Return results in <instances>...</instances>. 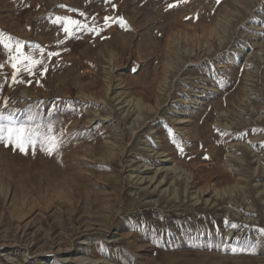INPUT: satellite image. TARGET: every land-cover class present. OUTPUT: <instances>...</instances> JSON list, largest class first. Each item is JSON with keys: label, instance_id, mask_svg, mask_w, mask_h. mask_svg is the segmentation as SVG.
Masks as SVG:
<instances>
[{"label": "rangeland", "instance_id": "obj_1", "mask_svg": "<svg viewBox=\"0 0 264 264\" xmlns=\"http://www.w3.org/2000/svg\"><path fill=\"white\" fill-rule=\"evenodd\" d=\"M0 40V125L58 141H0V264H264V0H0Z\"/></svg>", "mask_w": 264, "mask_h": 264}, {"label": "snow or ice", "instance_id": "obj_2", "mask_svg": "<svg viewBox=\"0 0 264 264\" xmlns=\"http://www.w3.org/2000/svg\"><path fill=\"white\" fill-rule=\"evenodd\" d=\"M217 4L220 3V0H216ZM174 4H169L168 7H174ZM65 21H67V24L75 26L76 28L80 27V24L76 20H71L70 18H64ZM66 32L69 31V28L66 26L64 29ZM0 42H3L0 40ZM4 48L8 49L9 45L4 44ZM18 50V49H17ZM49 55H55L54 53H49ZM20 57L23 58V60H28L29 63L23 65V68L25 71H30L32 68H34L37 64H42L43 61L41 60H32L29 56H25L22 52L20 53ZM12 60H17L18 58L13 56L11 58ZM2 66V65H0ZM12 67L14 69L17 68L16 63H12ZM5 119L2 113H0V120ZM11 119V118H9ZM42 137V138H41ZM0 141H8L11 143H14L15 147H18L20 151L25 152L26 146H32L35 147V145L39 142L42 146L47 143L50 144V147H45V151H47L49 154H51L56 148H58V141L53 136H46L42 133L38 134V130H34L32 128L25 129L23 126L20 127H7L5 128L3 125H0ZM182 150V149H181ZM233 227H236V225H233ZM259 231L264 234V229H259ZM259 243V242H258ZM257 244H251L245 249H237L232 248L231 251L233 253L237 251H250L254 252L256 250Z\"/></svg>", "mask_w": 264, "mask_h": 264}, {"label": "bare ground", "instance_id": "obj_3", "mask_svg": "<svg viewBox=\"0 0 264 264\" xmlns=\"http://www.w3.org/2000/svg\"><path fill=\"white\" fill-rule=\"evenodd\" d=\"M166 156H168V154L165 155V157H166ZM170 159H171V158H169V159H165V161H168V160H170ZM171 167H172L171 169H173V170H177V169L180 168V166H178L176 163H174V165H172ZM169 168H170V167H169ZM169 168H168V169H169ZM171 169H170V170H171ZM181 169H182V168H181ZM156 181H157V180H156Z\"/></svg>", "mask_w": 264, "mask_h": 264}]
</instances>
